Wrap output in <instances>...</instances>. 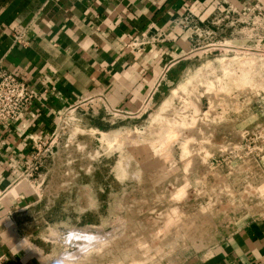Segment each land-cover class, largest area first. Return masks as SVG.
<instances>
[{
	"label": "rangeland",
	"instance_id": "374dc122",
	"mask_svg": "<svg viewBox=\"0 0 264 264\" xmlns=\"http://www.w3.org/2000/svg\"><path fill=\"white\" fill-rule=\"evenodd\" d=\"M214 26L142 104L63 114L22 221L43 264H185L264 218V52Z\"/></svg>",
	"mask_w": 264,
	"mask_h": 264
},
{
	"label": "crops",
	"instance_id": "0c3cea01",
	"mask_svg": "<svg viewBox=\"0 0 264 264\" xmlns=\"http://www.w3.org/2000/svg\"><path fill=\"white\" fill-rule=\"evenodd\" d=\"M220 1L0 0V61L40 92L22 124L0 125V264H43L22 224L40 198L27 182L16 181L57 116L97 94L114 108L142 104L165 70L192 48L176 18L191 10L206 21ZM225 1L243 9L252 0ZM21 32L24 43H16ZM258 45L264 49V41ZM185 264H264V218Z\"/></svg>",
	"mask_w": 264,
	"mask_h": 264
},
{
	"label": "built area",
	"instance_id": "2783aa9c",
	"mask_svg": "<svg viewBox=\"0 0 264 264\" xmlns=\"http://www.w3.org/2000/svg\"><path fill=\"white\" fill-rule=\"evenodd\" d=\"M220 5L206 21L201 20L191 10L176 18L175 26L178 31L189 32V41L192 44V48L187 55L194 51L195 45L200 42L201 38L212 37L215 33L214 25H218L220 31H226L229 27H234V31L242 33L243 38L249 41L250 46L258 47V42L264 41V0H252L243 9L225 0L220 1ZM14 39L16 43H24L23 33H17ZM259 48L264 52L263 48ZM187 55L183 56V58L187 57ZM39 96L40 92L35 90L27 78L6 69L0 61V125L22 124L28 108ZM94 101L100 102L105 106L110 105L103 94H97L83 98L77 103L66 107L57 116L50 134L41 137L35 143V150L32 152L24 171L18 176L16 184L27 182L31 187H34L32 181H35L36 177L40 176L39 170L42 166L43 158L46 151L49 150L47 148L48 142L56 135L53 130L57 128L63 114L72 108L76 109L83 104L89 105ZM110 107L117 109L111 105Z\"/></svg>",
	"mask_w": 264,
	"mask_h": 264
},
{
	"label": "clouds",
	"instance_id": "9594fccd",
	"mask_svg": "<svg viewBox=\"0 0 264 264\" xmlns=\"http://www.w3.org/2000/svg\"><path fill=\"white\" fill-rule=\"evenodd\" d=\"M20 247H24L25 248V240H23L20 244Z\"/></svg>",
	"mask_w": 264,
	"mask_h": 264
}]
</instances>
